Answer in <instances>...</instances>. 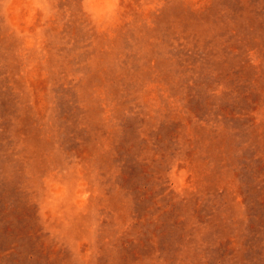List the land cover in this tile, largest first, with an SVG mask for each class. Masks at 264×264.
<instances>
[{
	"label": "rangeland",
	"instance_id": "374dc122",
	"mask_svg": "<svg viewBox=\"0 0 264 264\" xmlns=\"http://www.w3.org/2000/svg\"><path fill=\"white\" fill-rule=\"evenodd\" d=\"M0 264H264V0H0Z\"/></svg>",
	"mask_w": 264,
	"mask_h": 264
}]
</instances>
